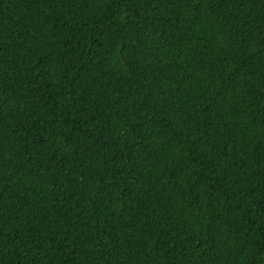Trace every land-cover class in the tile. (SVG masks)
Instances as JSON below:
<instances>
[{
    "label": "trees",
    "instance_id": "trees-1",
    "mask_svg": "<svg viewBox=\"0 0 264 264\" xmlns=\"http://www.w3.org/2000/svg\"><path fill=\"white\" fill-rule=\"evenodd\" d=\"M0 264H264V0H0Z\"/></svg>",
    "mask_w": 264,
    "mask_h": 264
}]
</instances>
